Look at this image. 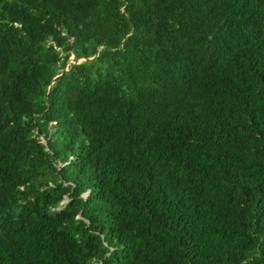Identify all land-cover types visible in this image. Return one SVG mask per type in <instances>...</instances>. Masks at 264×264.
Masks as SVG:
<instances>
[{"label":"trees","instance_id":"1","mask_svg":"<svg viewBox=\"0 0 264 264\" xmlns=\"http://www.w3.org/2000/svg\"><path fill=\"white\" fill-rule=\"evenodd\" d=\"M0 264H264V0H0Z\"/></svg>","mask_w":264,"mask_h":264},{"label":"rangeland","instance_id":"2","mask_svg":"<svg viewBox=\"0 0 264 264\" xmlns=\"http://www.w3.org/2000/svg\"><path fill=\"white\" fill-rule=\"evenodd\" d=\"M79 61H81V60H77V62H79ZM69 63H73V62H72V57H71V56L68 58V62H67V64H69ZM41 141L43 142V140H41Z\"/></svg>","mask_w":264,"mask_h":264},{"label":"water","instance_id":"3","mask_svg":"<svg viewBox=\"0 0 264 264\" xmlns=\"http://www.w3.org/2000/svg\"><path fill=\"white\" fill-rule=\"evenodd\" d=\"M78 60H81V61H82V60H84V59H83V58H80V59H78ZM64 69H66V68H64ZM57 76H58V75H56L53 79H55ZM43 144H45V142H43ZM66 200H67V199L65 198L64 201H66ZM64 201H62V202H64Z\"/></svg>","mask_w":264,"mask_h":264}]
</instances>
